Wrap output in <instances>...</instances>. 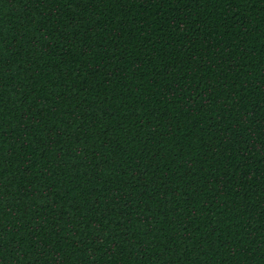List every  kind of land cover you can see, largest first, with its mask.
<instances>
[{"label": "trees", "instance_id": "16d2710c", "mask_svg": "<svg viewBox=\"0 0 264 264\" xmlns=\"http://www.w3.org/2000/svg\"><path fill=\"white\" fill-rule=\"evenodd\" d=\"M0 264H264V0H0Z\"/></svg>", "mask_w": 264, "mask_h": 264}]
</instances>
